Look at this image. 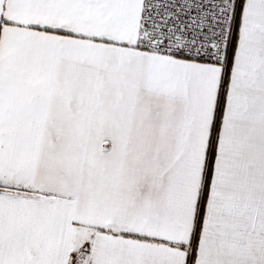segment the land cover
Returning <instances> with one entry per match:
<instances>
[{"label":"snow or ice","instance_id":"6c2138e0","mask_svg":"<svg viewBox=\"0 0 264 264\" xmlns=\"http://www.w3.org/2000/svg\"><path fill=\"white\" fill-rule=\"evenodd\" d=\"M0 264H264V0H0Z\"/></svg>","mask_w":264,"mask_h":264}]
</instances>
